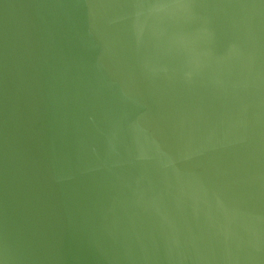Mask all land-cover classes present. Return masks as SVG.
Wrapping results in <instances>:
<instances>
[{
    "label": "water",
    "instance_id": "95a60500",
    "mask_svg": "<svg viewBox=\"0 0 264 264\" xmlns=\"http://www.w3.org/2000/svg\"><path fill=\"white\" fill-rule=\"evenodd\" d=\"M0 264H264V0H0Z\"/></svg>",
    "mask_w": 264,
    "mask_h": 264
}]
</instances>
